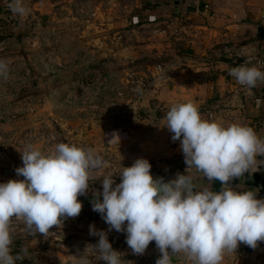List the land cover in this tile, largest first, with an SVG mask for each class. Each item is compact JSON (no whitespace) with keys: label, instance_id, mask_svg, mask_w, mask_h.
Masks as SVG:
<instances>
[{"label":"rangeland","instance_id":"obj_1","mask_svg":"<svg viewBox=\"0 0 264 264\" xmlns=\"http://www.w3.org/2000/svg\"><path fill=\"white\" fill-rule=\"evenodd\" d=\"M10 2L0 0V58L10 62L8 78L0 79V182L23 179L15 169L29 143L43 151L60 142L91 146L106 161L95 176L119 173L141 157L149 160L152 174L173 169L174 158L165 159L158 147L168 131L166 112L181 92L192 97L191 81L201 73L191 71L196 57L190 46L197 25L205 23L204 3L24 0L29 12L20 16L8 8ZM255 57L246 60L254 63ZM116 132L136 134L137 141L112 145ZM101 180L78 197L80 214L53 226L47 237L28 236L15 222L13 254L21 246L28 249L16 264H73L74 255L99 240L90 226L108 232L123 264H156L161 254L154 241L143 254H133L126 233L109 231L93 211V190L102 192ZM173 264L185 262L174 257Z\"/></svg>","mask_w":264,"mask_h":264},{"label":"clouds","instance_id":"obj_2","mask_svg":"<svg viewBox=\"0 0 264 264\" xmlns=\"http://www.w3.org/2000/svg\"><path fill=\"white\" fill-rule=\"evenodd\" d=\"M7 6L20 16L29 12L24 0H11ZM9 63L0 58V79L8 78ZM230 75L247 88L264 83V71L250 60L230 69ZM164 120L172 140L180 141L186 164L183 173L168 180L154 178L149 160L142 157L119 173L95 176L106 161L91 146L60 142L43 151L25 145L22 166L15 169L23 179L0 182V264H16L27 256L24 246L13 254L15 222L28 236L47 237L53 226L62 227L64 219L80 214L78 197L101 177L102 192L93 190V211L109 231L126 233L133 254H143L154 241L161 254L156 264H173L174 257L185 264H222L241 244L255 249L264 242L259 189L237 190L231 183L264 163L257 160L264 157V137L243 122L205 118L192 100L173 103ZM116 138L118 134L109 142ZM200 177L208 184H198ZM216 180L221 184L218 191L212 187ZM90 234L98 236V242L74 255L73 264H93L90 255L95 261L123 264V253L112 247L107 231L90 226Z\"/></svg>","mask_w":264,"mask_h":264},{"label":"crops","instance_id":"obj_3","mask_svg":"<svg viewBox=\"0 0 264 264\" xmlns=\"http://www.w3.org/2000/svg\"><path fill=\"white\" fill-rule=\"evenodd\" d=\"M201 1L207 8L202 11L205 23L197 25L198 31L192 38L195 43L190 46L192 57H196L191 64V71L201 73L191 81L192 97L189 98L185 92H181L177 102L192 100L199 106L205 118L243 122L264 137V129L258 124L260 120H264V83L247 88L228 75L234 62L264 54V26L260 24L264 20V0ZM180 54H183V50ZM252 64L255 65L253 62ZM116 134L119 139L110 142L112 145L119 143L120 146L122 139L127 143L137 141L136 134ZM171 137L169 130L162 133L158 147L159 153L165 159L171 161L174 158L175 161L173 169L168 173L164 170L156 171L165 180L173 178L178 172L183 173L186 168L180 141H173ZM257 160L262 162L264 157H257ZM258 168L254 173H245L244 177L234 178L232 186L237 190H240L238 186L258 188V198H264V163H258ZM205 179L200 177L197 183L207 185ZM212 187L218 191L221 184L216 180ZM239 248L236 253L227 255L222 264H264V242H260L255 249L244 244Z\"/></svg>","mask_w":264,"mask_h":264},{"label":"built area","instance_id":"obj_4","mask_svg":"<svg viewBox=\"0 0 264 264\" xmlns=\"http://www.w3.org/2000/svg\"><path fill=\"white\" fill-rule=\"evenodd\" d=\"M260 24L264 26V20H261ZM253 60H254L255 65L258 66V68L264 69V54L259 56V57L253 58ZM246 61L247 60L244 59V60H241L239 62H236L234 65H232V67L230 69H232L234 67L241 66V65L245 64ZM229 77L233 78L230 75V70H229ZM258 124L260 125V127H262L264 129V120H260Z\"/></svg>","mask_w":264,"mask_h":264},{"label":"water","instance_id":"obj_5","mask_svg":"<svg viewBox=\"0 0 264 264\" xmlns=\"http://www.w3.org/2000/svg\"><path fill=\"white\" fill-rule=\"evenodd\" d=\"M153 176H154V178H156V177H163V175H161V174H153Z\"/></svg>","mask_w":264,"mask_h":264}]
</instances>
